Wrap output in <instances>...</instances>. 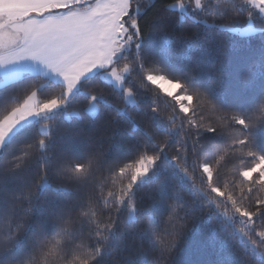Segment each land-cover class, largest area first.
<instances>
[{
  "label": "snow or ice",
  "instance_id": "obj_1",
  "mask_svg": "<svg viewBox=\"0 0 264 264\" xmlns=\"http://www.w3.org/2000/svg\"><path fill=\"white\" fill-rule=\"evenodd\" d=\"M155 7L0 0V264H264V0Z\"/></svg>",
  "mask_w": 264,
  "mask_h": 264
},
{
  "label": "trees",
  "instance_id": "obj_2",
  "mask_svg": "<svg viewBox=\"0 0 264 264\" xmlns=\"http://www.w3.org/2000/svg\"><path fill=\"white\" fill-rule=\"evenodd\" d=\"M146 3H155L156 4V7L152 9L151 12H149L148 14V17H146V19H149L151 18V16L154 14V12L156 11L157 8L160 7V4L165 2V0H159V2H157V0H145ZM169 2H174V0H169ZM260 40V37L257 35L256 37L253 38V42L255 43H258ZM234 42L237 46V49H239L241 46H243L245 43L248 42V38L247 37H244V36H240L239 34H235L234 36ZM105 119V116L102 114L100 117H98V123H103ZM39 127V125L37 126ZM235 165L237 167H240V168H243L244 167V164H242L240 161H234ZM226 171H228L230 174L232 172L235 171V168L232 167L231 165L228 166V168L226 169ZM206 234L201 231L199 233L197 232H192V233H189V236H188V243L193 247L195 248L197 246V242L198 241H202L204 239H206ZM196 257L193 256V259H195Z\"/></svg>",
  "mask_w": 264,
  "mask_h": 264
}]
</instances>
